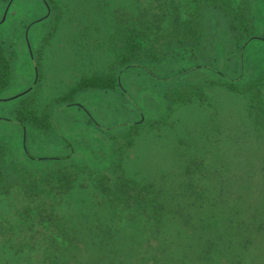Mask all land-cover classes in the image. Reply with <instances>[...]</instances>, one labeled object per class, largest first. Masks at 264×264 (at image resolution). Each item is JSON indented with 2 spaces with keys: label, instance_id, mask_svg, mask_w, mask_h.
Returning <instances> with one entry per match:
<instances>
[{
  "label": "rangeland",
  "instance_id": "1",
  "mask_svg": "<svg viewBox=\"0 0 264 264\" xmlns=\"http://www.w3.org/2000/svg\"><path fill=\"white\" fill-rule=\"evenodd\" d=\"M226 1L238 12V0ZM248 7L256 38L244 47L229 16L207 9L199 46L173 45L158 61L122 68L120 34L138 17L136 0L0 1V55L9 63L0 98L30 88L0 99V117L11 119H0L3 169L18 183L0 208L22 205L27 173L56 168L72 181L57 189L53 210L68 229L69 219L109 215L98 173L166 188L203 181L221 197L264 192V0ZM109 73L113 87L70 90ZM51 155L63 158H37Z\"/></svg>",
  "mask_w": 264,
  "mask_h": 264
},
{
  "label": "trees",
  "instance_id": "2",
  "mask_svg": "<svg viewBox=\"0 0 264 264\" xmlns=\"http://www.w3.org/2000/svg\"><path fill=\"white\" fill-rule=\"evenodd\" d=\"M0 1L7 7L12 0ZM248 2L238 0V12L234 13L226 0H136L138 17L131 22L129 32L120 34L122 68L158 61L173 45L185 49L199 46L201 17L207 9L229 16L235 40L244 47L256 38ZM258 38L264 40V36ZM2 46L0 40V52ZM0 59L2 90L8 80L9 63L4 56ZM116 79L112 73L88 75L70 90L113 87ZM29 89L0 99L20 96ZM6 163V148L0 143V195L18 185L5 175ZM71 164L81 170L87 168L77 161ZM61 171L56 168L41 174L27 173L29 181L21 189L25 192L22 205L0 208V264H264V192L221 197L212 195V185L203 181H179L166 188L131 183L114 172L98 173L109 215L103 219L91 217L88 224L81 218L86 222L83 225H72L77 219H69L68 229L60 225L61 215L53 211L61 203L57 189L72 184L69 175L61 178ZM242 185L251 192L248 185Z\"/></svg>",
  "mask_w": 264,
  "mask_h": 264
},
{
  "label": "water",
  "instance_id": "3",
  "mask_svg": "<svg viewBox=\"0 0 264 264\" xmlns=\"http://www.w3.org/2000/svg\"><path fill=\"white\" fill-rule=\"evenodd\" d=\"M25 90H26V89H25ZM23 91H24V90H23ZM23 91H22V92H23ZM13 96H14V95H13Z\"/></svg>",
  "mask_w": 264,
  "mask_h": 264
}]
</instances>
